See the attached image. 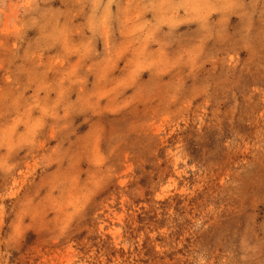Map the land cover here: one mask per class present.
<instances>
[{
    "label": "rangeland",
    "instance_id": "obj_1",
    "mask_svg": "<svg viewBox=\"0 0 264 264\" xmlns=\"http://www.w3.org/2000/svg\"><path fill=\"white\" fill-rule=\"evenodd\" d=\"M0 264H264V0H0Z\"/></svg>",
    "mask_w": 264,
    "mask_h": 264
}]
</instances>
